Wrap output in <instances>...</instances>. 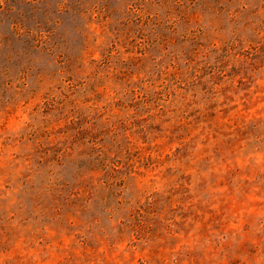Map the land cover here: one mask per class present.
I'll return each instance as SVG.
<instances>
[{"label":"rangeland","instance_id":"1","mask_svg":"<svg viewBox=\"0 0 264 264\" xmlns=\"http://www.w3.org/2000/svg\"><path fill=\"white\" fill-rule=\"evenodd\" d=\"M0 264H264V0H0Z\"/></svg>","mask_w":264,"mask_h":264}]
</instances>
